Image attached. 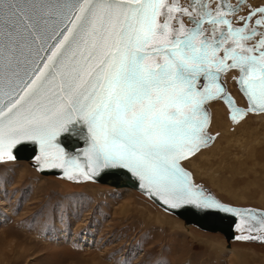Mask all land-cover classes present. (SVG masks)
I'll use <instances>...</instances> for the list:
<instances>
[{
	"label": "snow or ice",
	"instance_id": "snow-or-ice-1",
	"mask_svg": "<svg viewBox=\"0 0 264 264\" xmlns=\"http://www.w3.org/2000/svg\"><path fill=\"white\" fill-rule=\"evenodd\" d=\"M229 73L244 108L222 83ZM215 101L234 124L264 114V5L0 0V161L33 142L42 169L70 180L123 169L165 211L227 213L250 233L236 239L264 240L251 235L264 213L227 206L184 167L216 139ZM71 126L87 129L86 163L58 143Z\"/></svg>",
	"mask_w": 264,
	"mask_h": 264
},
{
	"label": "rangeland",
	"instance_id": "rangeland-1",
	"mask_svg": "<svg viewBox=\"0 0 264 264\" xmlns=\"http://www.w3.org/2000/svg\"><path fill=\"white\" fill-rule=\"evenodd\" d=\"M208 106L218 136L184 166L222 201L264 209V114L231 125L221 102ZM0 264H264V243L227 244L129 187L43 176L17 160L0 162Z\"/></svg>",
	"mask_w": 264,
	"mask_h": 264
},
{
	"label": "water",
	"instance_id": "water-1",
	"mask_svg": "<svg viewBox=\"0 0 264 264\" xmlns=\"http://www.w3.org/2000/svg\"><path fill=\"white\" fill-rule=\"evenodd\" d=\"M185 23L186 24L188 23L187 19L185 20ZM222 83L224 84L227 92L231 94L227 88L226 83L224 82V77H222ZM234 83H235L236 90L239 92L238 85L236 84L235 81ZM231 96L233 97L232 94ZM244 101H245V104L243 105L237 104V107L244 108L246 106V100L244 99ZM219 102H221L222 105H224L225 107L227 120L229 121L231 125H234V123L229 118L230 114H229L228 106L223 101H219ZM207 109L210 114L209 106H207ZM210 134L216 136V132H210ZM58 143L60 147H62L65 150V153L68 156L78 157L81 163H86V158L83 156L84 150H86L88 147L87 129L85 127L71 126L68 132L62 133L58 137ZM40 154H41L40 147L38 144H35L33 142H23L17 145L14 149H12V155L14 159L9 160L7 159V157H5L4 160L0 162H4V161L9 162V161L23 159V160L28 161L30 166H32L35 169V171L39 174L51 175V176H55L63 180H67V181L91 182V183H96V184H103L106 186H112L114 188L119 187V186L130 187L136 190L142 196L146 197L151 202H153L160 209L165 211L164 207H162L158 201H154L153 199H150L145 192L140 190L139 181L135 177H133L131 173L126 172V170L103 169V170H100L97 175L93 176L92 179L85 180L83 179V177H76L70 180V179L65 178L63 169H48V168L42 169L40 166L41 162L37 161L36 159V157L40 156ZM186 169L189 172H191L188 168ZM197 183L201 187L206 189L207 192H209L210 194L218 198L209 187H207L200 181ZM221 202L225 203L227 206L234 207L241 212L250 210L253 212H257V213H264V209L251 207V206L243 207V206L234 205V204H230V203L223 202V201ZM166 212L182 218L184 224L189 223L202 230L219 232L222 234V236L225 238V240L228 243L232 240L249 241V240H244V239H236V237L249 235L248 232L242 231L239 217H235L230 214L222 213V212H213L208 215H205L202 210L195 209V208H189L187 210L181 209L179 210V214H175L172 211H166ZM253 233H256V232H253Z\"/></svg>",
	"mask_w": 264,
	"mask_h": 264
},
{
	"label": "flooded vegetation",
	"instance_id": "flooded-vegetation-1",
	"mask_svg": "<svg viewBox=\"0 0 264 264\" xmlns=\"http://www.w3.org/2000/svg\"><path fill=\"white\" fill-rule=\"evenodd\" d=\"M181 2L182 3H184V4H187V2H188V0H181ZM230 2L232 3V4H236L237 3V0H230ZM248 2H250L251 4H253V5H264V0H248ZM213 7H215V4L213 3V5H212ZM240 14H243L242 12L240 13ZM232 75H234V73H230V76H229V78L230 79H228V76L226 77V76H224V82L226 83V85H227V88H228V90L230 91V93L234 96V98L236 99V103L237 104H239V102H242L241 100L240 101H238V99H237V95H239V96H241V94L236 90V88H235V83L234 84H232V82H234V80L231 78L232 77ZM229 81L231 82V86L233 87V89H235L233 92L231 91V87H230V85H229ZM241 98H242V96H241ZM243 99V98H242ZM243 104H245V102H243ZM242 103H241V105H243ZM259 234V233H258ZM260 236H264V233L263 234H261ZM250 242L252 241V242H257V243H264V240H249Z\"/></svg>",
	"mask_w": 264,
	"mask_h": 264
},
{
	"label": "bare ground",
	"instance_id": "bare-ground-1",
	"mask_svg": "<svg viewBox=\"0 0 264 264\" xmlns=\"http://www.w3.org/2000/svg\"><path fill=\"white\" fill-rule=\"evenodd\" d=\"M234 97V96H233ZM234 100L236 101V99L234 98ZM224 106V105H223ZM211 114V113H210ZM210 120H211V117H210ZM217 136H218V133L216 132V138H217ZM215 141V140H214ZM213 141V142H214ZM213 142L211 143V145L213 144ZM19 160H23V159H19ZM15 161H17V160H15ZM24 161H26V160H24ZM4 162H7V161H4ZM29 163V162H28ZM192 173V172H191ZM40 175H43V176H46V175H44V174H40ZM60 179V178H59ZM63 180V179H62ZM71 182H77V181H71ZM123 187H125V186H119V187H116V188H123ZM129 189H130V187H129ZM131 189H133V188H131ZM146 198V197H145ZM147 199V198H146ZM220 199V198H219ZM221 200V199H220ZM222 201V200H221ZM224 202V201H223ZM153 203V202H152ZM154 204V203H153ZM155 205V204H154ZM156 207H158L157 205H155ZM239 206H251V205H239ZM251 207H254V206H251ZM159 208V207H158ZM256 208H258V207H256ZM160 209V208H159ZM261 209V208H260ZM161 211H163L164 213H166V214H169L168 212H166V211H164V210H162V209H160ZM169 215H171V216H174V217H176V218H179V219H181L182 221H183V219L182 218H180V217H177V216H175V215H173V214H169ZM184 223V222H183ZM189 224V223H188ZM188 224H184L185 226H187ZM202 230V229H201ZM203 231H207V232H209V230H203ZM259 233V234H258ZM264 232H256V233H251V235H257V236H260L261 234H263ZM248 234H250V233H248ZM232 241H235V240H232ZM232 241H230V242H232ZM227 242V241H226ZM228 243V242H227Z\"/></svg>",
	"mask_w": 264,
	"mask_h": 264
}]
</instances>
